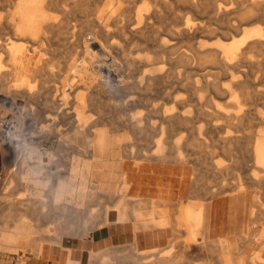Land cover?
Segmentation results:
<instances>
[{"label":"bare ground","instance_id":"obj_1","mask_svg":"<svg viewBox=\"0 0 264 264\" xmlns=\"http://www.w3.org/2000/svg\"><path fill=\"white\" fill-rule=\"evenodd\" d=\"M242 1L222 0L215 5L214 11L222 17L239 12L236 17L240 25L255 19V17H258L259 20L264 19L263 6L256 9L253 7L243 9L240 7ZM3 2L10 3V11L7 19L0 21V29L9 30L14 40L3 46L4 53L0 52V105H9L10 124L14 123L15 126L19 122L28 126L45 121L53 122L56 117L59 118V121L69 130L68 138L73 144L70 152L61 161L55 160L54 153L50 150H43L46 158L45 168L48 170L45 177L47 180L49 179V183L46 185L48 189H44L38 183L39 177H36L35 182L33 181L38 171L36 165L39 164V158L34 162V167L29 166L32 162L25 161L23 158V146L20 143L24 137L16 133H10L8 136L7 132L0 127V173L7 171L10 167V172L7 171L10 173V203L5 206L10 207V235L7 234L9 230L3 227L0 230V240H10V244L1 247L5 254L8 251L12 255L23 251L30 255L27 262L19 259V264H79V257L94 253L84 252V249L72 246H62L61 248L66 250L65 253H62V249H59L57 233L60 235V233L69 232L76 225V228L80 229L88 237V240L102 239L109 232L124 230L127 223L131 221L134 223L128 230H131L135 236L140 216L145 214L142 212L143 210H163L162 212H165L166 215L170 214L174 217L168 212L174 206L177 207V218L172 219L174 225L188 226L189 233L192 235L193 229L200 220L201 206H197L194 201L183 203L182 199L186 193L198 198L199 196H215L226 190L243 192L247 187H251L253 191L252 210L258 211L264 217V208L258 201L260 196H257L261 187L264 186V135L255 133L251 138L246 133H242V135L233 136L225 129L226 127H220V123H215L214 120L219 119L215 117L216 114L215 116L209 113L204 115L209 125L203 130L194 125L195 117L171 114L169 110L163 109L157 137L153 132L147 130L136 132L139 135L137 140L144 143L138 151L139 155H144L143 151H147L146 146L151 145L155 149L157 159L166 162L172 158L183 163L180 164L181 167L173 169L165 167L163 164L164 176L173 177L174 175L177 179L167 176L162 179L163 183L157 185V190L153 194L145 198L140 197L145 191L146 173L153 174L154 168H147L145 172L140 169V163L130 162L126 159L128 162L124 161L122 169L116 170L113 167L114 159L120 158L112 156L111 153L116 147L107 138V132H115V128L136 129L139 125L131 119H122L119 115L106 120L97 89L108 88V91L122 94L121 102L114 107L117 111L135 103L149 105L146 87L150 84V80L155 79L156 75L144 69L146 65H137L135 69L137 75L141 77L140 80L120 84L117 82L116 75L112 74L99 82L94 81L91 73L93 66L112 62L110 55L104 49L108 38L106 29L100 28L95 31V34L86 35L90 39L85 41L83 50V54L92 68L89 67L87 75H77L76 85L87 88L88 95L86 98L79 95V98L75 99L80 110L73 113L65 112L64 105L68 101L71 88L66 87L67 83L62 85L61 90H58L49 83V80L56 74L51 68H48L47 61L49 60L43 50L45 45H50L55 36H60L64 40L72 37L74 35L73 27L69 25L67 18L61 20L53 11L60 6L56 0H3ZM187 2L192 10L197 11V3L194 0H187ZM108 11L111 14L115 12V16L120 15L118 4L117 11H114L111 6ZM140 11L136 12L137 15L141 13ZM85 29L90 31L91 27L86 26ZM211 29L207 31L215 30ZM228 29L230 31L222 33V39L217 41L214 47L206 48L207 53L215 57L221 64V70L224 73L239 68L245 62V55L250 49L264 45V35L260 33V29L252 28L242 32L241 36L236 35L238 27L231 23H229ZM95 41L98 43H93ZM40 46L43 47L40 49ZM37 50H41V54L35 55ZM189 51V54H184L185 56L180 59L181 62L195 63L196 50L191 47ZM70 68L72 74L83 71L81 66H73V63ZM107 77L110 80H107ZM142 78L144 82H141ZM233 78L234 75L231 73V84L235 81ZM207 83L210 84V82ZM231 84H224L225 87L219 88L217 83H213L211 88L215 93L226 94L240 109L237 92ZM187 87L190 88L192 94L197 91L193 82H188ZM135 91H138L140 95L134 97L133 92ZM151 107L154 110L155 106L151 105ZM202 107L199 105L198 109H202ZM88 111H94L99 116L91 119L84 115ZM237 115L221 113L219 117L225 121V126L234 125L235 131L239 132L242 130L238 128L246 124L245 120L248 119L246 117L248 114L244 116L246 117L244 119L242 117L239 119ZM6 117L5 113H0L2 122L5 123ZM234 119H237L235 124L232 123ZM104 124L109 125L110 129L100 128ZM182 126L188 127V135L184 138L181 135H176L177 133L174 131L175 128ZM165 130L166 136H164ZM249 143H251V147H248ZM216 146L232 157V160L229 158L228 164L213 161L212 153L204 150L206 147L215 148ZM232 146L236 148L238 155L231 154ZM119 147L123 148V152H125L122 158L130 155L133 158L139 156L132 150L130 144ZM185 150L192 151L191 154L203 152L200 157L194 158L201 164L200 170L195 173L189 172L185 168L187 161L186 155L183 153ZM88 151L90 156L86 154ZM245 158H250L251 166L246 164ZM151 160L146 155V159L143 161L150 164ZM117 173L120 174L118 183L110 179V176ZM190 175L191 180L188 184L187 179ZM228 175L234 178V182L228 180L229 183L224 185V182L221 183V181ZM209 179H219L218 187L214 186L216 188L213 189L211 185H208ZM145 192H149V190ZM103 197L104 200H102ZM97 206H103V209L101 211L95 209ZM93 228L99 229L97 234H87V231ZM175 229L177 228L175 227ZM35 231L39 234H36ZM256 234L249 235L250 237L239 236V240L244 245L249 240H255ZM127 246L130 247V251L126 256L134 260L139 255L136 242H131ZM97 254L99 253L97 252ZM10 259H12L11 255Z\"/></svg>","mask_w":264,"mask_h":264},{"label":"rangeland","instance_id":"obj_2","mask_svg":"<svg viewBox=\"0 0 264 264\" xmlns=\"http://www.w3.org/2000/svg\"><path fill=\"white\" fill-rule=\"evenodd\" d=\"M56 1H58L60 6L53 11L59 19L67 18L69 20L68 23L73 27L74 35L67 40H64L60 36H55L51 40L50 45L44 46L43 52L47 60H49L47 61L48 68H51L56 74L55 77L49 80V83L58 88V90H61L62 85L67 83L66 87L69 86L71 88L68 101L64 105L66 108L65 112L73 113L76 110H80L75 103V99H78L79 95H82L83 98H86L88 95L87 88L76 85L78 80L77 75H87L89 74V67L92 68L89 61L85 58L83 50L85 41L90 39L87 36L95 34V31H98L100 28L106 29L109 39L107 38L104 49L110 55L112 62L106 63L105 65L93 66L94 68H92L91 73L94 81L99 82L104 77L112 74L116 75L115 77L118 78L117 82L120 84L140 80L141 77L137 75L135 69L137 65H146L144 69L156 75L155 79L150 80V84L146 87V95L150 107L142 103H135L127 105L117 111L114 107L121 102L122 94L108 91V88L103 90L97 89L98 97L102 101L103 113L106 120L119 115L122 119H131L139 125L136 129L126 127L115 128V132H107V138L116 147L113 153H111L113 154L112 156L114 158H120L114 159L113 167L116 170L122 169V164L126 159L130 160V162L135 161L140 163V169L145 172L147 168H154L155 172L153 174L146 173L147 177L145 179L147 182H145L144 190H149V192L143 191L140 197L145 198L153 194L157 190V185L163 183L164 181L162 182V179L167 176L172 179H177L174 175L173 177L170 175L164 176L162 171L163 164L165 167H172V169L179 168L183 164L179 160H173L172 158H169L166 162L157 159L155 149L151 145L146 146L147 151H143L144 155H139L140 153H138L144 143L143 141L137 140V136L139 135L136 132H139V130L140 132L147 130L148 132H153L155 137H157L160 131L159 125L162 121L161 112L163 109L169 110L170 112H168L171 114L195 117L194 125L201 127L203 130L209 125L204 115L209 113L213 116L216 114L215 117L219 119L217 121L214 120L215 123H220V127H226L225 129L233 136L242 135V133H246L251 138L254 137L255 133L264 135V51H262L264 50V45L250 49L245 55V62L239 68L225 73L221 70V64L217 62L215 57L209 55L206 51V48L209 46L214 47L217 41L222 39V33L230 31L228 29L229 23L238 27L237 36H241L245 31L251 30L252 28L260 29V33L264 35V19L259 20L258 17H255V19L249 22H243L240 25L236 17L239 12L222 17L214 11L215 5L222 0H194L197 3V11L190 8L187 0ZM242 2L240 7L243 9L264 7V0H243ZM117 4L120 11L119 16H115V12L111 14L108 11L110 6L114 11H117ZM9 11L10 3H4L3 0H0V21L7 19ZM137 11L141 13L137 15ZM253 13H256L255 10ZM86 26H90L91 30L87 31L85 29ZM208 29L215 30L208 32ZM215 33L218 34L216 35ZM13 40V35L9 30L0 29V52L4 53L3 46ZM93 43L96 44L98 42L95 41ZM42 47L40 46L39 48L41 49ZM191 47H194L196 50V61L195 63L190 62L185 64L180 59L185 56L184 54H189ZM36 54H41V50H37ZM71 63H73V66H81L83 71L73 73V75L70 68ZM231 73L234 75L233 79L235 80L233 84H231ZM107 80H110V78L107 77ZM141 82H144L143 78ZM188 82L195 83L197 91L194 94L187 87ZM207 82H210V84ZM213 83H217L219 88L231 84L237 92L240 109H238L237 105L226 94L213 92L211 88ZM133 93L134 97L140 95L138 91ZM244 104L245 106H243ZM151 105L155 106L154 110L151 109ZM199 105L203 106L202 109H198ZM0 107V113H5L8 117H6V121H8H5V123L0 120V127L7 132L6 134L8 136H10V133H16L24 137L20 143L23 146L22 151L24 152L23 158L25 161H31L32 163L29 166L34 167V162L39 158V164L36 165L38 171L33 181L35 182L36 177H39V185L44 189H48L46 185L49 183V179L47 180V177H45L48 174V170L45 168L46 158L43 150L48 149L54 153L53 157L55 160L58 159L61 161L64 159L66 154L70 152L71 146H73L68 138L69 130L57 117L53 122L45 121L29 124L28 126L26 124L24 125L23 122H19L20 125L18 123L16 126L14 123H11V125L9 105L3 104ZM221 113L229 115L238 114L239 119L241 117L242 119L246 117L248 119L245 120L246 124L243 127L238 128L242 131L236 132V128L233 127L234 125L230 124L229 126H225V121L219 117ZM246 114L248 115L244 117ZM84 115L91 119L99 116L94 111H88ZM236 122L237 119L232 120L233 124ZM100 128L109 130L110 126L104 124ZM187 129L188 127L182 126L175 128L174 131L177 133L176 135H181L184 138L188 135ZM166 135L165 130L164 136ZM202 137L204 138L205 136ZM125 144L132 145V150L139 156L133 158L130 155L129 157L123 156L122 158L125 152L119 146ZM248 147H251V143L248 144ZM126 149L129 150L127 147ZM204 150L212 153V159L215 162L228 164L229 160H232V157L217 146L215 148L206 147ZM183 153L186 155L185 159L187 160L185 168L193 173L200 170V161L197 162L194 158L200 157L203 152L191 154L192 151L185 150ZM86 154L90 156L89 151ZM231 154L238 155L235 147L232 148ZM146 155L150 160L152 159L150 164L143 161L146 159ZM245 162L248 166L252 164L250 158H245ZM9 169L10 167L7 169L8 172H10ZM7 171L0 173V190L2 189L0 191V230L2 227L9 230L7 232L9 236L10 207H5L7 203H10V173H7ZM110 179L118 183L120 182V174H114L110 176ZM190 180L191 175L187 179L188 184H190ZM228 180L229 182H234V178L228 175L221 183L224 182V185H227L229 183L227 182ZM209 181H207L209 182L208 185H211L213 189L218 187L219 179H209ZM214 186L216 187L214 188ZM261 189L257 193V196L261 197H259L258 201L262 203L261 205L264 208V186ZM243 192L240 193L243 194ZM245 192L252 199V188L247 187ZM237 193L236 190H226L215 196H199L198 198L197 196L186 193L182 199L183 203H186V201L187 203L190 201L196 202V205L201 206V210L203 209L202 212L205 211L207 205L216 202L213 210H210L215 222H212L213 231L209 237L211 239L218 238V240L224 239L222 242H211L213 246L215 244L217 246L218 262L215 259L216 254L212 253L214 250L213 246L208 248L205 245L206 242L200 243L197 236L191 241L188 237V226L182 227L180 225H174L172 219L174 217L177 218L176 206L170 208L169 211L167 210L174 217L170 216V214L166 215L165 212H162L163 210H141L145 214L140 216L139 223L136 226L135 236L129 230L128 237L132 241L130 240L128 243L114 236H105L102 239H98L97 243H93L96 239L88 240V237L80 229L76 228V225L69 232L63 234L59 232L60 235L58 233L55 235L58 238L57 241L60 243L58 245L59 249H62V253L66 252L65 249L61 248L62 246L78 247L84 249V252L89 251L94 253L92 255H83L81 258L79 257V264H231V257L235 258L236 256H241L244 259L249 257V264L251 262H255L254 264H264V253L262 252L257 255L258 246L260 247L264 241V217L258 211L244 210L236 217L237 220L235 219L237 222L238 220H244L246 224L244 230L238 234H244L250 237L258 232L254 241L249 240L244 244L246 246L240 247H238L239 244L236 245L235 243L231 249V256L225 237H222L227 234L232 236L233 231H236V229H233L236 222L229 226L227 222L229 213V210H226L227 202H222L221 200L227 199ZM102 200H104V197ZM95 209L101 211L103 206H97ZM6 213L7 215H5ZM133 223L131 221L128 222L124 230H128ZM98 231L99 229L96 228L89 229L87 234L94 233L96 235ZM35 233L39 234L37 231ZM23 236L27 238V236ZM139 237L153 238L158 240V242H147L137 246V254L139 255L133 260L126 256L128 251H130V247L127 245ZM84 242L86 244L83 245ZM5 244H10V240H0V264H19V259L24 262L30 259V255L23 251L13 255L8 251L5 254L4 249H1ZM10 255L12 259H10Z\"/></svg>","mask_w":264,"mask_h":264},{"label":"crops","instance_id":"obj_3","mask_svg":"<svg viewBox=\"0 0 264 264\" xmlns=\"http://www.w3.org/2000/svg\"><path fill=\"white\" fill-rule=\"evenodd\" d=\"M221 201L222 202H224V201L227 202L226 210H229L228 218H227V222H228L229 226H231L232 223L236 222L235 226H233V229H236V231H233L232 236H230L229 234H227L225 236H222V237H225V240H226L227 245H228L229 252H230V254L232 256L231 249L233 248L235 243H236V245L239 244L238 247L246 246V245H243L242 242H240V240H239V236H242L244 234H238V233H240V232H242L244 230V227H245L246 224H245L244 220L243 221L238 220V222H237L236 221L237 220L236 217L239 214H241L244 210H252V201H251L249 195L245 191L243 192V194L238 192L237 194H234V195L230 196L229 198L223 199ZM215 203L216 202H214L211 205H207L204 212H202L203 209L201 210V216H200V220H199L198 225L193 229L192 235L190 233L188 234V237H189V239L191 241H193L195 239V236H197V239L200 241V243L206 242L205 245L208 246V248H211L213 246L211 244V242H213V241L214 242H217V241H221L222 242V241H224V239L223 240H218V238L211 239L209 237L211 232L213 231V229H212L213 223L212 222H215L214 218H212V214H211L210 210H213V206L215 205ZM128 233H129V230L120 229L119 231L107 233L106 237L114 236L115 238L121 239V240L126 241L128 243L131 240L128 237ZM256 236H257V234H256ZM97 241H98V239L93 241V243H97ZM134 241L136 242L137 246H139L141 244H144V243H147V242H158V240H156V239L143 238V237L135 238ZM251 241H254V240L252 239ZM195 244H199V243H195ZM256 245L258 246V244H256ZM213 247H214V250L212 251V253L216 254L215 259L218 262V259H217L218 250H217L216 244ZM257 250H258L257 251V255L259 253H262V252L264 253V241L260 245V247L258 246ZM248 259H249V257H247L245 259L242 258L241 256H236L235 258L231 257V264H249L248 263Z\"/></svg>","mask_w":264,"mask_h":264}]
</instances>
